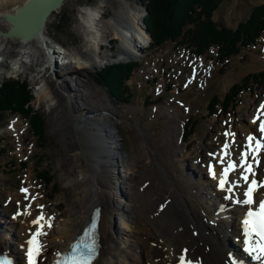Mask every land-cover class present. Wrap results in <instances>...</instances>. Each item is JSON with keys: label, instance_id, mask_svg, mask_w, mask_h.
Here are the masks:
<instances>
[{"label": "rangeland", "instance_id": "rangeland-1", "mask_svg": "<svg viewBox=\"0 0 264 264\" xmlns=\"http://www.w3.org/2000/svg\"><path fill=\"white\" fill-rule=\"evenodd\" d=\"M63 1V6L47 20L45 39L50 44L49 50L36 44L20 47L12 38L0 35V86L7 79L25 81L33 96L30 105L45 119L47 137L46 148L40 150L35 147L28 124L21 117L7 113L0 120V213L7 221L11 214L15 215L17 208L24 209L30 197L34 198L33 206L28 214L24 213L28 222L44 207L53 215V227L44 236L41 264H48L53 253L62 249L59 237L64 226L76 215L74 212L80 203L77 164L72 157L77 145L82 148L80 158L87 163L93 175L101 168L102 171L108 169L109 157L113 153L108 146L111 139L107 140L106 135L115 133L116 150L118 147L121 156L116 152V159L119 157L117 162L121 165L119 173L121 177L127 173V178L120 180L121 189L124 200L132 202L127 226L118 218L113 222L120 246L125 247L136 238L160 245L158 243L161 239L165 241V237L153 224L160 220L170 221L169 212L175 201L169 202L172 196H168L169 191L173 189L178 197L177 189H189L186 184V177L191 175L189 159L193 162V170L200 171V176L206 174V162L210 159L216 163L220 146L225 145L223 138L226 132L236 133L234 136L238 140L234 145L242 143L245 132L252 126L249 124L250 117L264 97V84L257 85L254 91L242 93L241 100L230 109V113L208 116L205 111L214 94L222 98L234 82L264 68V34L256 47L243 49L236 57L229 58L223 67L216 62L215 50L211 49L205 55L204 66L200 67L201 62L197 63L199 73L191 77V63L181 57L184 46L175 49L174 43L153 49L147 42L136 59L127 61L118 58L123 43L121 39L124 38L118 33L117 37L109 24H116L119 20V23L124 22L122 25L126 30L131 29V25L134 27L131 18L136 24L147 15L146 0H105V10L98 21L101 48L95 47V42L87 50H84L88 43L83 23L88 17L82 19L79 13L84 7L98 5L99 2ZM262 3L264 0H223L213 18L220 26L234 28L249 17L256 5ZM60 18L65 19L67 25L65 22L59 26ZM6 19L0 14V31L6 30L3 25ZM140 24L137 26L143 28ZM140 44L139 41L137 45ZM52 52H56V63L61 56V66L57 64L58 67H54L57 72L49 66ZM85 52L94 53L96 62L90 68H81L75 63L74 54L83 57V53L88 54ZM135 60L141 64L131 79L133 97L127 104L115 99L106 86L99 85L94 79L95 73L103 67ZM83 107L91 110L88 114H92L86 124L76 121V118L85 116ZM216 108L220 112L223 109L220 103ZM195 119L198 121L195 132L185 139V131L190 130ZM74 125L78 127L73 128ZM111 148L114 150L113 146ZM232 149L237 152L236 148ZM22 161H28V168L18 165ZM37 166L50 170L59 185L60 191L52 199H46L49 188L37 179ZM174 178H179V181ZM171 183L176 184V188ZM23 185L31 189V192H26L27 196L22 191ZM217 195L224 198L226 194L224 191L217 192ZM212 216L219 218L218 213ZM233 216H227L229 228L235 223ZM2 227L6 226L2 224ZM3 228L0 229L3 240L13 242ZM226 231L231 235L232 229ZM127 262L121 256L119 263Z\"/></svg>", "mask_w": 264, "mask_h": 264}, {"label": "bare ground", "instance_id": "bare-ground-1", "mask_svg": "<svg viewBox=\"0 0 264 264\" xmlns=\"http://www.w3.org/2000/svg\"><path fill=\"white\" fill-rule=\"evenodd\" d=\"M27 1L29 0H0V14L4 15L6 19V17L10 13L16 14L18 8L24 5ZM98 2H99V4L97 3L98 5L94 4L92 6L84 7L83 9L81 8L82 10L79 13L82 19L84 18V16L88 17V20H85L83 23V30L86 36L85 40L86 43H88L86 45L87 47L84 48V50H87L88 47H90L91 44L93 45V43L95 42H96L95 47H97L98 49L101 48L100 42L102 41L101 39H99L101 36V32L99 30L98 21L103 16V12L105 10V0H98ZM56 10L52 11L49 14V16L46 18L45 26L43 30L35 34L33 38L29 40L21 39L14 36L8 38H12L13 40H15L16 45L20 47H25L28 44H36L38 47L41 46V48L43 49L46 48L47 50H49L50 44L45 39L47 35V30H46L47 20L51 16V14ZM42 16H43L42 14L40 15V17L38 16L39 19L37 20L41 21ZM131 21L134 23V27L133 25H131V29H133L135 32H132L133 30H131L130 28L129 30H126L125 27L122 25L124 22L119 23V20L116 21V24L114 23L109 24L112 28V32L117 37H119L118 36L119 34L124 38L121 39L123 43L119 51L118 58H122L123 60H127V61L136 59L139 56V54L142 52L141 49L143 50L145 49V47L147 46L146 43L151 36L150 30L148 29V27L146 26L145 22L142 19L141 22L136 21V24L135 21H133V18H131ZM19 22L23 23L22 27L28 29L34 28L35 26V22L32 19H28L24 21L23 18L20 17ZM138 22L141 23L140 26L143 28L137 26L139 24ZM14 24L15 21L9 20L8 18L6 19V23H3L6 30L10 29ZM139 41L142 44L137 46V43H139ZM85 53L88 54L86 56L83 53L82 55L83 57H80V55L76 53L74 54L75 63L77 64L76 66L81 68L82 67L90 68L93 64H95L96 60L93 58L94 53H89V52H85ZM54 54H56V52ZM54 54L52 52L49 66H53L52 70L57 71V69H54V67L57 68L58 66L57 65L58 63H56V60H54L56 59V55L54 56ZM60 61H61V56H60ZM82 110L83 111L85 110L84 111L86 113L85 116H83V118L81 117L76 118V121L81 122V124L82 123L86 124L89 120H91L92 114H88L91 113V110L86 109V107H83ZM98 113H102V112H98ZM76 127L78 126L74 125L73 128ZM108 127L110 128L109 125ZM105 129L106 131H109V129L107 128ZM110 131L113 132L112 130ZM107 133L108 132H106L105 134ZM114 135H115L114 132L108 133L106 135L107 140L108 138L111 139L108 140V146L109 149H111V153L113 154H110L109 157L110 162L108 169L104 171H102L101 168L99 172L96 171L97 173L92 175V171L87 165V163L83 162L82 159L80 158V155L82 154V148L79 147L78 145L75 152H73L72 154V157L74 158L77 164L76 165V169H77L76 175L78 177L77 180L78 182H80V185L78 187L80 203L79 205L77 204L78 209L74 212V214L76 213V215L69 222L68 225L64 226L61 232L62 234L61 237H59V240L62 241L61 246L63 247L60 251L66 249L71 244L72 240L75 238V236L79 233V231L82 229L84 224L87 222L92 208L95 205H100L101 217H100L98 231L100 233L101 248L98 257L93 264H120L119 262L121 256L127 259L128 264H181L182 256L186 259V261H191L192 264H197V262L198 264H230L231 259H234L235 261L239 262L240 261L239 257L241 256V254H240V250L239 251L236 250L239 249L237 245L239 243L237 236L243 233L242 227L240 226L239 223V217L241 216L240 214L241 207L236 205L232 208H228V206H231L232 203L234 202V200L231 199L227 202H220L219 201L220 197H218L217 192L220 193L224 191L220 190L219 188L216 189L213 186H211V181H210L211 179L206 176L207 173L203 174V179L200 176V174L196 179L193 178L192 175H188L186 177V184L189 189L187 190L177 189L179 195L178 197L173 189H172L173 191L171 190L168 192V196L172 195L170 196L169 202L175 201V204L173 205V207H171V211L169 212V215H171L169 216L170 221L167 223L160 220L155 222V224H153V226L157 227L160 230L161 234L164 235L165 241L161 239L160 242L158 243L160 245H155V244L152 245L146 239L136 238V240L133 243L130 242L125 247L120 246L121 242L117 238L118 233H115V230L117 231V229L115 228V223L113 222H115V219L118 218L123 223V225L127 226L131 217L132 202L128 203L126 200H124L125 196L121 189L120 180L122 178H125L127 173H124V171H122L124 174H122V177L120 176L118 168L121 165L119 162H117L119 157L116 159V152H118L117 154L119 156L120 153L118 147L116 150V142H115L116 139ZM103 138H104V134H103ZM242 140L245 141L244 138H242ZM229 143L230 140L226 143L228 145L227 150H222V151L220 150V152H218L217 154L216 163L212 162L211 164L216 166L215 168L217 169L218 174H223L224 169L228 167L229 162L233 160L230 159L233 150L231 148H236L237 153H239V155L241 156V150L244 147H246V146L241 147L243 145L241 143L240 144L237 143L236 145L232 144L231 147ZM112 146L114 150L111 148ZM224 151L227 152L226 155ZM114 154L115 157L113 156ZM258 156H263L264 159V154H259ZM262 169L263 167L260 166L259 167L260 172ZM243 171H244L243 168H240L238 171L236 170L233 171L231 173L232 180L230 177L229 180L227 181V188L229 187L233 188V197L235 198L239 197V194L235 193V191L243 185V179L239 178L238 177L239 175H237V173L239 174V172L242 173ZM258 172L259 171H257V173ZM250 177H253V175H250ZM178 179L174 178V180L176 181H179ZM171 184L172 186H175L174 188H176V184L174 183ZM258 192L262 194L264 192V188H259ZM261 194H258V196H261ZM220 208H225L224 210L229 209V211L227 212L222 211L223 213L221 214L218 211L220 210ZM213 209H215L214 212H212ZM2 213H4V211H2ZM30 213L32 214V212ZM214 213H218L219 218H215L214 216H212V214ZM232 214L236 216L234 219L235 223L231 225V227L229 228L226 219H228L227 217L228 215L230 216ZM49 221L50 220L47 219L45 223H48ZM2 224H4L6 227L3 228ZM65 224H67V222ZM32 226H33L32 223H30V221L28 222V219L24 217V214L20 217H16L15 219L8 218V220L6 221L4 220L2 214L0 213V229L3 228L6 231V235L10 234L13 244H16L18 247V251H16L18 255L20 253L19 251L20 246L24 245L28 240L29 235L35 232ZM227 229L228 230L233 229L232 239L234 245H236L235 251H233V249H231L230 247V243L231 244L233 243L231 239L229 242V237L231 235L227 233L226 231ZM3 236H1V232H0V251L10 250L9 243L3 240ZM22 251L24 255L25 248ZM56 253H53V257L56 255ZM42 254L43 251H41L40 257L37 258L38 264H41ZM143 255L146 259L143 257ZM244 256L246 257V255ZM199 257L202 260L200 261V263H199L200 260ZM49 263L50 261L48 262V264ZM258 264H262V263H258Z\"/></svg>", "mask_w": 264, "mask_h": 264}, {"label": "trees", "instance_id": "trees-1", "mask_svg": "<svg viewBox=\"0 0 264 264\" xmlns=\"http://www.w3.org/2000/svg\"><path fill=\"white\" fill-rule=\"evenodd\" d=\"M146 1L148 13L143 20L151 32L150 47L153 49L166 43H174L175 49L184 46L192 55H205L214 49L216 62L223 67L229 58L236 57L243 49L255 46L264 33V3L256 5L247 19L232 28L218 25L213 18L223 0ZM58 22L60 26V23L66 21L60 18ZM140 64V61H131L106 66L95 73L94 79L99 85L106 86L115 99L127 104L133 97L130 82ZM263 84L264 68L246 74L240 81L234 82L222 98L214 94L209 99L206 105L207 115L214 116L221 113L216 108L218 103L223 107L224 113L229 112L241 100L239 95L242 92ZM32 97L25 81L4 80L0 86V120H3V116L7 113L19 115L28 124L35 147L42 150L47 146L45 119L30 105ZM147 102L145 101L146 104ZM194 121L195 124L186 131L185 139L194 134L198 123L196 119ZM39 157L42 159V156ZM18 165L28 168L29 163L22 161ZM39 167H35L37 179L49 188L46 192L47 199H52L59 193V185L50 170Z\"/></svg>", "mask_w": 264, "mask_h": 264}, {"label": "snow or ice", "instance_id": "snow-or-ice-1", "mask_svg": "<svg viewBox=\"0 0 264 264\" xmlns=\"http://www.w3.org/2000/svg\"><path fill=\"white\" fill-rule=\"evenodd\" d=\"M261 108L264 109V104L261 105ZM255 123V120L253 121ZM259 132L264 134V120L260 122ZM234 135V134H231ZM248 149L242 154L241 167L244 171L241 173L243 181L247 184V188L243 193V199L237 197L234 200V203L239 205L248 206L247 212L244 215V218L241 221V227L243 230V243L244 250L253 256L258 261H264V200H259L258 202L254 199V193L257 191V188H264V181H257L256 179L250 180V175H254L253 163L260 164L261 161L254 156L253 163H249L248 151L253 153H259L264 149V136H261L260 139H257L254 135H248ZM255 141V144H253ZM225 150H227L228 145L226 144ZM227 152L225 151V155ZM237 167L235 162H229L228 167L224 169V174L219 181V187L223 190L227 182V175L230 171L234 170ZM210 172L213 176L216 175L215 171L210 167ZM25 193L27 189H22ZM227 192L232 194L233 188H227ZM27 198V197H26ZM226 199H232V196H226ZM42 207V206H41ZM44 216H37L32 223L38 225L36 231L32 233L30 238L26 241V258L27 264H38L37 258L40 257L42 251V245L39 243L38 237L44 235L42 229L44 228ZM51 223H48V227H51ZM58 259L56 264H92V261L96 256V245L93 241L91 244H83L81 240H76L70 250L66 253H56ZM0 264H12V261L5 257H0ZM181 264H192L191 261L185 262L184 257H181ZM233 264H243L242 261H233Z\"/></svg>", "mask_w": 264, "mask_h": 264}, {"label": "water", "instance_id": "water-1", "mask_svg": "<svg viewBox=\"0 0 264 264\" xmlns=\"http://www.w3.org/2000/svg\"><path fill=\"white\" fill-rule=\"evenodd\" d=\"M63 0H29L24 5L20 6L16 14L10 13L7 18L9 20H14L15 24L6 31H0V35L7 37H18L21 39H31L39 31H42L45 26L46 18L49 14L63 6ZM146 13H148V6H146ZM42 16L41 21L38 16ZM23 18L24 21L32 19L35 22L34 28L22 27L23 23L19 22V18ZM26 19V20H25ZM38 21V22H36ZM151 37V36H150Z\"/></svg>", "mask_w": 264, "mask_h": 264}]
</instances>
